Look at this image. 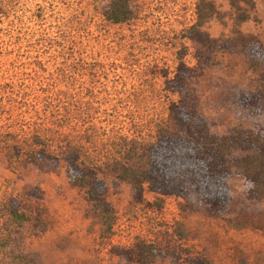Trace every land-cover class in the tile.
<instances>
[{
	"label": "rangeland",
	"instance_id": "1",
	"mask_svg": "<svg viewBox=\"0 0 264 264\" xmlns=\"http://www.w3.org/2000/svg\"><path fill=\"white\" fill-rule=\"evenodd\" d=\"M198 1L137 0L135 18L113 24L93 0H0V264H142L115 250L141 239L161 251L155 264H188L193 254L215 264H264V193L247 199L249 181L240 171L229 177L234 199L221 216L188 211L180 197L147 187L138 197L130 183L102 173L115 213L106 234L64 159L43 167L27 160L50 70L60 69V53L48 47L59 43L49 42L59 28L74 29L80 50L72 88L89 100L91 124L100 132L93 139L102 152L121 134L149 140L167 117L168 103L177 95L166 90L165 79L174 74L180 51L190 65L197 62V44L187 30L197 19ZM211 1L221 13L204 26L213 36H230L240 28L264 42V0L241 1L250 16L240 23L231 0ZM259 71H252L241 54L222 52L191 81L216 132L261 117L228 97L234 85L264 91V71ZM83 126L59 129L76 135ZM94 153L98 156V149Z\"/></svg>",
	"mask_w": 264,
	"mask_h": 264
},
{
	"label": "trees",
	"instance_id": "2",
	"mask_svg": "<svg viewBox=\"0 0 264 264\" xmlns=\"http://www.w3.org/2000/svg\"><path fill=\"white\" fill-rule=\"evenodd\" d=\"M93 1L103 18L113 24L135 18L137 0ZM241 1L253 4L252 0H231L238 23L250 16L240 5ZM220 14L213 1H198L197 19L187 30V36L197 44V62L190 65L184 60L185 51H180L174 74L165 79L166 90L175 93L177 99L169 101L167 117L158 121L153 137L145 140L128 134L114 136L110 139L113 147L102 152L93 139L100 132L91 124L94 122L89 100L72 88L77 65L74 59L80 50L73 41L74 29L59 28V35L49 39L51 43L59 42L57 46L48 47L49 52L60 53V69L56 74L50 70L49 87L44 89L42 98L41 121L30 134L35 147L26 152L27 160L43 167L59 157L64 159L73 183L91 200L103 233L111 232L115 213L108 198L110 188L102 173L130 183L138 197L147 187L160 195L180 197L188 211H203L214 216L228 214L231 210L234 194L229 177L235 171L243 173L249 181L245 190L247 199L264 193V91L234 85L228 96L232 105L261 117L255 123L232 126L220 134L202 111L199 96L191 86V81L214 65L222 52L241 54L252 71H264V42L260 38L246 35L240 28L230 36H213L204 28L212 17ZM74 100L77 103L74 104ZM82 124H85L84 129L77 130L76 135L75 131L67 134L59 129H79ZM6 132L14 134L11 130ZM97 149L98 156L94 153ZM13 214L22 215L17 209H13ZM115 250L127 260L142 264H155L161 254L155 242L143 239ZM188 264L215 263L206 255L193 254Z\"/></svg>",
	"mask_w": 264,
	"mask_h": 264
}]
</instances>
